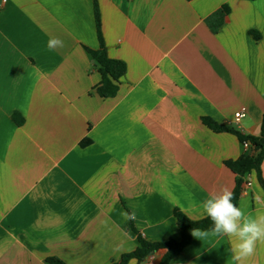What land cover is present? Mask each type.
<instances>
[{"label":"crops","instance_id":"crops-1","mask_svg":"<svg viewBox=\"0 0 264 264\" xmlns=\"http://www.w3.org/2000/svg\"><path fill=\"white\" fill-rule=\"evenodd\" d=\"M94 1L126 66L113 97L95 92ZM263 115L264 0H0V264H111L138 246L131 222L180 240L173 210L206 217L209 194L234 187L225 162L254 153L202 118L257 136ZM236 206L264 213L254 171ZM232 243L192 235L170 264H237ZM246 264H264V244Z\"/></svg>","mask_w":264,"mask_h":264},{"label":"trees","instance_id":"trees-1","mask_svg":"<svg viewBox=\"0 0 264 264\" xmlns=\"http://www.w3.org/2000/svg\"><path fill=\"white\" fill-rule=\"evenodd\" d=\"M228 12L229 9L223 6L209 17L208 22L213 32L218 30L224 16ZM94 20L99 47L97 50H89V53L97 68V72L100 74V81L95 87V92L103 98L113 97L118 91L119 78L124 74L126 66L124 62L111 59L107 55L100 32V17L95 1ZM12 118L17 124L22 123V119H18L17 115L14 114ZM202 122L214 132L233 134L240 142L249 143L254 151L252 155H244L237 160L225 162V165L235 174V182L232 189L233 203L237 205L238 198L246 183V176L252 171L256 173L259 184L264 191V182L260 175V166L264 157V115L261 120L260 132L257 136L242 133L236 128L219 124L208 117H203ZM173 214L180 232V240L168 239L163 242H150L142 237L131 222L130 227L137 236L138 246L133 251L121 255L119 260L111 264H127L130 259L136 260L137 264H145L148 257L160 249H164L165 252L159 264H170L171 260L190 242L193 229L208 230L213 227L212 221L207 216L200 220H191L177 208L173 210ZM46 262L48 264H65L56 257L47 258Z\"/></svg>","mask_w":264,"mask_h":264},{"label":"clouds","instance_id":"clouds-1","mask_svg":"<svg viewBox=\"0 0 264 264\" xmlns=\"http://www.w3.org/2000/svg\"><path fill=\"white\" fill-rule=\"evenodd\" d=\"M63 47V41L51 38L49 50ZM204 213L212 221L208 230L193 229L192 235L204 238L211 235L227 236L232 243L233 259L237 264H246L256 251L257 243L264 244V213L246 214L233 203V192L223 187L210 193L201 205Z\"/></svg>","mask_w":264,"mask_h":264},{"label":"built area","instance_id":"built-area-1","mask_svg":"<svg viewBox=\"0 0 264 264\" xmlns=\"http://www.w3.org/2000/svg\"><path fill=\"white\" fill-rule=\"evenodd\" d=\"M5 1V0H3ZM245 116V109L244 108H241L239 111H237L235 114H234V120L235 121H239L240 119H242L243 117ZM250 144L249 143H244V146H249ZM145 264H148V263H145Z\"/></svg>","mask_w":264,"mask_h":264}]
</instances>
